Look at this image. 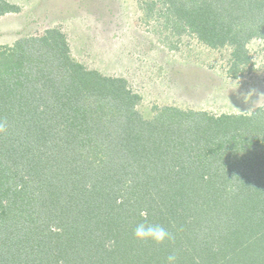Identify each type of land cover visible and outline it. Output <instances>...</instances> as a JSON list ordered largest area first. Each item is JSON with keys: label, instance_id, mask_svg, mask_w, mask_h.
I'll return each mask as SVG.
<instances>
[{"label": "trees", "instance_id": "1", "mask_svg": "<svg viewBox=\"0 0 264 264\" xmlns=\"http://www.w3.org/2000/svg\"><path fill=\"white\" fill-rule=\"evenodd\" d=\"M144 3L170 35L229 47L235 77L264 40V0ZM140 101L57 28L0 46V264H264V109L145 120ZM139 223L172 239L137 241Z\"/></svg>", "mask_w": 264, "mask_h": 264}, {"label": "rangeland", "instance_id": "2", "mask_svg": "<svg viewBox=\"0 0 264 264\" xmlns=\"http://www.w3.org/2000/svg\"><path fill=\"white\" fill-rule=\"evenodd\" d=\"M3 1L18 12L0 16V24L14 29L0 33V46L13 47L63 24L65 32L57 29L72 59L104 76L123 78L141 97L136 110L145 120L163 107L214 116L264 109L262 39L247 43L249 63L235 77L229 47L212 50L193 36L170 35L162 21L146 18L147 0Z\"/></svg>", "mask_w": 264, "mask_h": 264}, {"label": "clouds", "instance_id": "3", "mask_svg": "<svg viewBox=\"0 0 264 264\" xmlns=\"http://www.w3.org/2000/svg\"><path fill=\"white\" fill-rule=\"evenodd\" d=\"M251 111L252 110L247 112L251 114ZM4 130V125L0 124V132H3ZM133 236L137 241H151L156 244H162L166 240L172 239L171 234L164 227L150 223L137 224L133 231ZM166 264H178L177 255L175 253L170 254L167 257Z\"/></svg>", "mask_w": 264, "mask_h": 264}, {"label": "crops", "instance_id": "4", "mask_svg": "<svg viewBox=\"0 0 264 264\" xmlns=\"http://www.w3.org/2000/svg\"><path fill=\"white\" fill-rule=\"evenodd\" d=\"M7 14H8V13H7ZM52 25H55V23H53ZM52 27H53V26H52ZM52 27L50 26V27H48V28H52ZM54 27H56V28L59 27V28H61L62 31L64 30V32H65V26H63V24H61V23H60L59 25L54 26ZM54 27H53V28H54ZM13 30H14L13 28H8V27L6 28L4 25L0 24V33H1V34H3V33H8V32H12V33H14ZM4 31H5V32H4Z\"/></svg>", "mask_w": 264, "mask_h": 264}]
</instances>
